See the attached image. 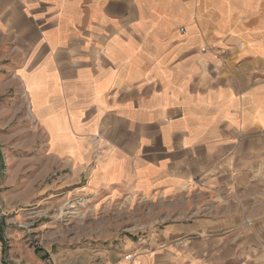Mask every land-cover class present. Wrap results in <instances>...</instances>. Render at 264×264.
<instances>
[{
    "label": "crops",
    "instance_id": "1",
    "mask_svg": "<svg viewBox=\"0 0 264 264\" xmlns=\"http://www.w3.org/2000/svg\"><path fill=\"white\" fill-rule=\"evenodd\" d=\"M0 24L70 184L212 194L219 212L163 227L133 264L184 261L172 241L193 232L196 253L264 264V0H0Z\"/></svg>",
    "mask_w": 264,
    "mask_h": 264
},
{
    "label": "rangeland",
    "instance_id": "2",
    "mask_svg": "<svg viewBox=\"0 0 264 264\" xmlns=\"http://www.w3.org/2000/svg\"><path fill=\"white\" fill-rule=\"evenodd\" d=\"M17 36L0 31V264H113L125 254L133 264L135 248L164 245L163 227L219 212L212 194L199 190L151 198L111 187L88 190L84 176L74 184L63 178L31 113L22 81L26 50ZM195 236L173 239L188 253L176 264H254L242 250L219 258L196 253Z\"/></svg>",
    "mask_w": 264,
    "mask_h": 264
},
{
    "label": "built area",
    "instance_id": "3",
    "mask_svg": "<svg viewBox=\"0 0 264 264\" xmlns=\"http://www.w3.org/2000/svg\"><path fill=\"white\" fill-rule=\"evenodd\" d=\"M131 257V254H125L121 260L116 261L113 264H127Z\"/></svg>",
    "mask_w": 264,
    "mask_h": 264
}]
</instances>
